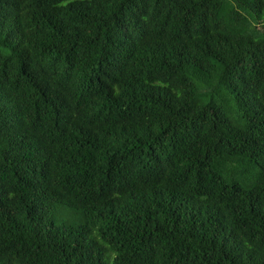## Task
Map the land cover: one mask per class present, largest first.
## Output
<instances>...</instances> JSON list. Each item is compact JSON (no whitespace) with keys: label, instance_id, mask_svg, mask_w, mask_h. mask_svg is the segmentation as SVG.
I'll return each mask as SVG.
<instances>
[{"label":"trees","instance_id":"1","mask_svg":"<svg viewBox=\"0 0 264 264\" xmlns=\"http://www.w3.org/2000/svg\"><path fill=\"white\" fill-rule=\"evenodd\" d=\"M0 264H264V0H0Z\"/></svg>","mask_w":264,"mask_h":264},{"label":"rangeland","instance_id":"2","mask_svg":"<svg viewBox=\"0 0 264 264\" xmlns=\"http://www.w3.org/2000/svg\"><path fill=\"white\" fill-rule=\"evenodd\" d=\"M51 244H54V241H53V242H51Z\"/></svg>","mask_w":264,"mask_h":264}]
</instances>
